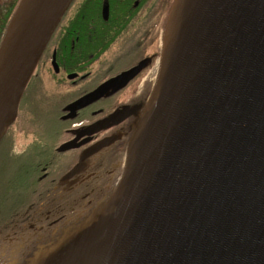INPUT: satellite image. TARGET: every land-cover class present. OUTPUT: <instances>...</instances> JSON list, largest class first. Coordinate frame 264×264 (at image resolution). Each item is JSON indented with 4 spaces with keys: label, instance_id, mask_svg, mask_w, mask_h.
I'll return each instance as SVG.
<instances>
[{
    "label": "water",
    "instance_id": "1",
    "mask_svg": "<svg viewBox=\"0 0 264 264\" xmlns=\"http://www.w3.org/2000/svg\"><path fill=\"white\" fill-rule=\"evenodd\" d=\"M72 1L19 2L0 46V141ZM27 264H264V0H174L119 183Z\"/></svg>",
    "mask_w": 264,
    "mask_h": 264
},
{
    "label": "flooded vegetation",
    "instance_id": "2",
    "mask_svg": "<svg viewBox=\"0 0 264 264\" xmlns=\"http://www.w3.org/2000/svg\"><path fill=\"white\" fill-rule=\"evenodd\" d=\"M173 2L73 0L63 15L26 86L17 117L0 141V158L11 159L15 181L30 194L27 202L41 201L49 207L46 218L51 228L40 223L33 238H60L67 231L77 232L112 195L129 141L160 72L164 30ZM2 29L0 0V46ZM41 64L60 76L55 86L64 89L57 91L66 99L59 115L66 126L57 144H49L43 134L27 143L18 135L19 129L25 132L19 128L24 120L19 119L21 107L28 102L35 77L44 74L39 72ZM135 68L139 69L132 76L108 87L88 105L68 109L79 98ZM104 141L108 145L97 148ZM67 143L70 147L61 150ZM20 245L23 254L27 243Z\"/></svg>",
    "mask_w": 264,
    "mask_h": 264
},
{
    "label": "trees",
    "instance_id": "3",
    "mask_svg": "<svg viewBox=\"0 0 264 264\" xmlns=\"http://www.w3.org/2000/svg\"><path fill=\"white\" fill-rule=\"evenodd\" d=\"M13 1L7 13H3V36L6 32V26L20 2V0ZM14 170L11 159L0 158V254L8 260L11 259L9 260L10 264L12 262L14 264L20 263L19 258L22 256L20 251L21 243H27L26 249L23 250H34L33 254L35 255L60 243L72 234V232L67 231L60 238L41 240L33 238V231L36 230L40 223L51 228L49 226L50 219L46 218V210L49 207L44 206L41 201L35 203L27 202L26 199L30 194L28 191L20 189L15 181L16 172ZM29 260V258H25V264Z\"/></svg>",
    "mask_w": 264,
    "mask_h": 264
},
{
    "label": "rangeland",
    "instance_id": "4",
    "mask_svg": "<svg viewBox=\"0 0 264 264\" xmlns=\"http://www.w3.org/2000/svg\"><path fill=\"white\" fill-rule=\"evenodd\" d=\"M13 2V0H1L2 13H7V9ZM39 72L44 74L42 77L40 74L35 77L32 83L33 88L30 87L29 90L31 95H29L28 102L26 99V102H24L25 104L23 103L24 108L22 109L23 106L21 107L23 114L19 116V119L24 120L20 122V125H22L19 126V128L21 127L25 132L19 129L18 135L22 139L20 141H23V138H25L23 142L27 143L29 141L36 142L39 135L43 134L46 136L44 139L49 144H57L58 140L62 138L60 136L64 135L62 129L66 126H63L64 123L59 119L61 113L60 108L65 103L66 99L63 98L62 94L59 96L57 91H63L64 89L61 86H55L58 85L57 80H60V76H55L51 67H45L41 64ZM52 77H54L56 81L53 80ZM44 78L49 80L52 84H45ZM33 131H35V134H32ZM33 251L34 250L25 251L22 256H20L19 264H25V258H32L34 256ZM0 264H9L1 254Z\"/></svg>",
    "mask_w": 264,
    "mask_h": 264
},
{
    "label": "bare ground",
    "instance_id": "5",
    "mask_svg": "<svg viewBox=\"0 0 264 264\" xmlns=\"http://www.w3.org/2000/svg\"><path fill=\"white\" fill-rule=\"evenodd\" d=\"M159 75V74H158ZM124 169V168H123Z\"/></svg>",
    "mask_w": 264,
    "mask_h": 264
}]
</instances>
